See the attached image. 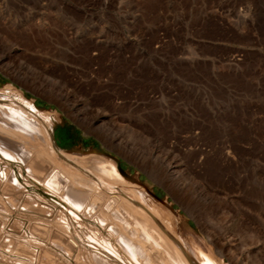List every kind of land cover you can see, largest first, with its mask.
<instances>
[{
	"label": "rangeland",
	"instance_id": "rangeland-1",
	"mask_svg": "<svg viewBox=\"0 0 264 264\" xmlns=\"http://www.w3.org/2000/svg\"><path fill=\"white\" fill-rule=\"evenodd\" d=\"M0 88L48 112L58 147L87 152L71 156L118 157L225 264H264V0H0ZM99 118L136 156L98 136ZM23 167H8L23 186L0 177V264H134Z\"/></svg>",
	"mask_w": 264,
	"mask_h": 264
},
{
	"label": "bare ground",
	"instance_id": "bare-ground-1",
	"mask_svg": "<svg viewBox=\"0 0 264 264\" xmlns=\"http://www.w3.org/2000/svg\"><path fill=\"white\" fill-rule=\"evenodd\" d=\"M3 68L11 69L5 63ZM49 89L48 92L52 93ZM9 93L13 92L0 88V157L6 164L0 177L6 179L10 176L8 167L11 163H17L18 167L24 166L27 175L39 181L68 205L64 209L73 216V220L82 225L86 224L85 220L92 222V228L96 230L92 233L100 235L97 240L119 255L116 246L113 245V249L107 237L101 236L102 231L107 232L117 240L118 247L134 264H225L220 254L210 251L213 248L206 250L191 235L186 237L180 227V218L174 213L172 206L162 202L148 187L133 179L130 173L124 172L118 157L103 152L82 157L71 156L70 154L81 156L87 152L78 149L67 151L58 147L54 141L52 120L48 112L38 108L21 91ZM66 96L60 95L58 99L65 110L71 109L69 112L73 117L86 119ZM94 124L93 130L103 141L118 151L136 156L138 151L134 150L133 145L124 143L117 133L119 131L106 127L100 118ZM122 131L127 132V135L131 132L129 129ZM12 172L10 171L11 181L14 185L23 186ZM170 172L175 174V168H170ZM199 189L201 191L203 186L199 185ZM60 206L63 209L64 205ZM60 219L64 221L68 231L70 226L66 216L60 215ZM69 243L76 244L72 238ZM36 252L29 258L34 263H37ZM84 263L86 262L82 264Z\"/></svg>",
	"mask_w": 264,
	"mask_h": 264
},
{
	"label": "water",
	"instance_id": "water-1",
	"mask_svg": "<svg viewBox=\"0 0 264 264\" xmlns=\"http://www.w3.org/2000/svg\"><path fill=\"white\" fill-rule=\"evenodd\" d=\"M81 152H86V151H81Z\"/></svg>",
	"mask_w": 264,
	"mask_h": 264
}]
</instances>
